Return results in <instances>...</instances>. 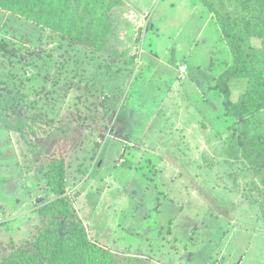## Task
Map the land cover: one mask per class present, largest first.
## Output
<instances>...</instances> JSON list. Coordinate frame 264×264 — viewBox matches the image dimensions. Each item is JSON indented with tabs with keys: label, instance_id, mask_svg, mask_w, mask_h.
<instances>
[{
	"label": "rangeland",
	"instance_id": "1",
	"mask_svg": "<svg viewBox=\"0 0 264 264\" xmlns=\"http://www.w3.org/2000/svg\"><path fill=\"white\" fill-rule=\"evenodd\" d=\"M123 1L140 14L113 7L98 51L0 11V38L25 54L0 58V258L43 229L44 172L62 158L65 195L102 247L156 264H264L261 176L228 153L240 127L209 93L229 52L213 15L195 0ZM173 55L178 74L163 72Z\"/></svg>",
	"mask_w": 264,
	"mask_h": 264
},
{
	"label": "trees",
	"instance_id": "2",
	"mask_svg": "<svg viewBox=\"0 0 264 264\" xmlns=\"http://www.w3.org/2000/svg\"><path fill=\"white\" fill-rule=\"evenodd\" d=\"M121 2L0 0V11L8 17L28 21L69 43L82 42L98 51L108 32V14ZM198 3L206 9L203 10L205 14L213 15L210 20L217 24L218 38L229 51L228 60L224 61L227 63L208 84L209 93L219 100L227 127H240L237 138L232 132L228 139V153L254 175L261 176L264 191V123L260 120V112L264 111V0H195L194 4ZM103 31L102 38L97 37ZM18 54L14 61L20 63L18 59L21 54L25 56L24 51L20 53L8 38H0L1 61L10 66ZM149 55L143 56L149 60ZM174 57L170 59L172 72L162 68L163 72L177 71L178 74L175 69L179 64ZM156 62V66L160 65L157 59ZM198 80L194 83L197 86ZM5 83L9 82L4 80ZM44 179L53 198L38 208L44 220L43 229L32 241H25L22 247L2 256L0 264H156L149 257L111 251L88 237L84 221L65 195L66 172L62 158L48 163Z\"/></svg>",
	"mask_w": 264,
	"mask_h": 264
},
{
	"label": "crops",
	"instance_id": "3",
	"mask_svg": "<svg viewBox=\"0 0 264 264\" xmlns=\"http://www.w3.org/2000/svg\"><path fill=\"white\" fill-rule=\"evenodd\" d=\"M122 2H123V4L126 6V7H128V8H130L131 10H134L137 14L139 13V10H138V8H137V6H135V5H133V4H128V2L127 1H123V0H121ZM140 14V13H139ZM151 24V23H150ZM154 25V24H153Z\"/></svg>",
	"mask_w": 264,
	"mask_h": 264
},
{
	"label": "built area",
	"instance_id": "4",
	"mask_svg": "<svg viewBox=\"0 0 264 264\" xmlns=\"http://www.w3.org/2000/svg\"><path fill=\"white\" fill-rule=\"evenodd\" d=\"M185 67H186V66L184 65V69H185ZM184 69H183V70H182V69L180 70V76H182V77H184V74H185V72H186V71H184Z\"/></svg>",
	"mask_w": 264,
	"mask_h": 264
}]
</instances>
